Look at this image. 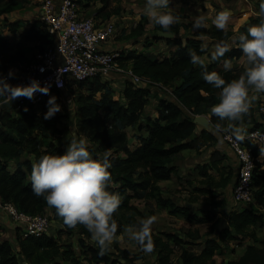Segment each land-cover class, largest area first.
<instances>
[{
    "label": "trees",
    "instance_id": "16d2710c",
    "mask_svg": "<svg viewBox=\"0 0 264 264\" xmlns=\"http://www.w3.org/2000/svg\"><path fill=\"white\" fill-rule=\"evenodd\" d=\"M78 2L86 9L90 4L102 3V6L96 10V16L107 20L119 13L121 0H78ZM113 3L117 6L113 7ZM254 21L256 20L252 18L250 24ZM13 25L8 29L16 33L21 25ZM247 27H243V32H246ZM144 30V24L139 23L129 34L133 45L137 43L134 39H140L145 34ZM167 31L179 33L180 27L171 25ZM208 35H211L212 39L223 41L234 36L233 32L214 27L211 30L202 29L185 39L170 37L166 40L174 50L170 58L164 59H159L153 52L137 53L126 50L123 52L125 56L120 59L121 65L130 66L135 74L148 78L156 84L172 86L170 97H159L156 100L155 109L159 113L158 117L145 115L151 99L155 97L152 88L157 86L152 84L137 86L126 82L122 92L124 101H120L114 98L107 88V82L110 80L103 82L100 78H96L93 81L78 83L79 91L74 94L76 107L74 118L79 135H83L90 143L86 144L90 153L93 156L103 155L105 151L109 153L112 166L109 169L111 183L108 188L109 191L120 195L121 204L116 212L123 213L121 218L116 212L113 213L118 222L117 235L122 233L123 221L127 224L137 222L135 215L138 210L131 201L144 197L155 200L158 206L167 208L171 215H182L197 223H212L210 230L212 235L204 240L202 244L204 248L200 251L191 248L193 243L189 239L193 237L192 232L187 233L183 238L178 234H157L151 231L152 251L157 254L158 264H171L176 247H180L181 250V264H218L216 255L221 254L227 243L237 237H249L259 242L260 246L248 245L238 259L230 260L226 264H264V238L259 240L254 229L257 224L264 223L263 185L255 194V201L259 207L255 209L249 206L231 212L227 215L229 228L222 231H218L221 220V218L216 220L218 211L206 212L204 216L193 213L189 208L177 205L172 198L164 196L163 188L159 185L161 181L170 180L176 173L177 168L172 164L182 151L200 150L202 146L217 142L215 135L207 129L196 135L198 124L194 122L195 116L193 117L192 114H195L201 105L206 104L209 107L219 99V89L206 82L202 73L215 71L218 64L224 62L226 58L232 61L243 57V54L239 47L228 48L222 57L210 63L205 62V66L192 64L190 50H195L203 59L208 51L204 36ZM47 36L52 37L48 32ZM11 50L9 39L0 30V57H7L13 65L24 62L27 50L19 48L10 54ZM243 70L244 67L224 69L218 73L227 82L237 78ZM178 80L182 83L175 85ZM2 101L4 99L0 98V102ZM45 112V106L40 110L17 112L12 109H0V198L15 204L20 211L29 215L50 211L51 218L59 221L66 232L77 227L86 229L79 224L73 228L65 225L62 217L56 214L55 208L49 206L43 196L38 197L32 191L29 179L32 164L43 154L63 153L58 138L71 131L69 124L63 121V116L55 114L45 119ZM128 127H136L140 131L145 129L147 132L146 135L139 137L138 146L130 147ZM25 153L33 155L34 161L24 160ZM223 160L224 156L220 154L218 160L213 156L209 164L198 166L200 174L207 179L201 184L212 185L215 188L227 185L228 180L218 182L216 176L210 173V170H214L222 176L225 171L221 166ZM12 164L18 167L15 171L10 170ZM256 173L257 166L254 171V184H259L264 180ZM261 177H264V174ZM196 192L205 195L207 201L218 206L221 213L224 211L226 207L224 200L209 198L212 190L201 187L197 188ZM126 212L130 215H125ZM1 230L0 226V235ZM14 240L15 245L10 240L0 242V264H21V257L29 264H120L122 259L130 258L127 249L122 251L121 257L110 253V250L101 255L98 246L88 245L83 241H81L80 256L71 244L61 243L57 236L46 233L39 237H24L19 227ZM140 257L142 254L134 258Z\"/></svg>",
    "mask_w": 264,
    "mask_h": 264
},
{
    "label": "rangeland",
    "instance_id": "374dc122",
    "mask_svg": "<svg viewBox=\"0 0 264 264\" xmlns=\"http://www.w3.org/2000/svg\"><path fill=\"white\" fill-rule=\"evenodd\" d=\"M145 0H121L119 3L120 11L119 13H116L111 18H115L114 21L117 24V33L115 41L117 43V48L119 49H125L126 52L129 50L130 43L133 42L129 38V34H131L132 30H134L139 23L144 24L146 31L144 30L143 38L140 39H134V41H137L135 44L136 48H138L139 52L146 51V48H148L149 42L152 41L156 43L155 39L158 40V33L161 31L162 33L170 34L172 38H175V36H183L186 37L187 34H196L200 30H211L206 29L205 27L196 28L197 32L195 33L194 30H191L190 33L189 30H186L190 26L192 27L193 20L196 15L203 14L207 21L212 20L215 18L217 12H219L221 6L216 2V0H170V7L174 9L175 13L180 16L179 21L183 20V24L177 23L173 24L172 26L179 28L184 34L181 32L179 33H172L165 31L159 27V25H156L149 21L148 17L145 16L144 13V2ZM186 3L185 7H182L183 3ZM230 1V0H227ZM236 2L238 0H235ZM182 4V5H181ZM180 5V6H179ZM247 5V6H246ZM246 5H242V8L238 15L234 19H237L236 21H231V27L234 29L230 32H233V38L232 40L238 41L236 37L238 36V30H243V25L246 20L249 18L252 19L253 17L259 16V0H248ZM39 6H40V0H0V30L3 29V26H7L9 28H12L14 26L13 24H20L22 29H19L16 35H8L6 33V36L9 37V39L14 43V47L12 48L10 54L15 52L17 49H25L27 50V54L24 58V61H29L32 59L38 52H41L44 50L48 45L53 43V37L48 38L47 36V30L44 27V25L39 21ZM93 6L95 7L96 4H90V7L87 9H92ZM117 6V4L113 3V7ZM86 10V8H85ZM209 22V21H208ZM248 26V25H247ZM216 27L214 25L212 29ZM11 31V30H10ZM188 31V32H187ZM122 32V33H121ZM242 32V31H240ZM20 34V35H18ZM186 34V35H185ZM191 35V36H192ZM24 38V40L22 39ZM205 40H212L211 35L204 36ZM208 40V41H209ZM130 42V43H129ZM129 44V45H128ZM132 44V43H131ZM153 44V43H152ZM168 46V49H164ZM142 48H145L142 49ZM155 48V52H157V57H164L169 50L170 54L172 53L173 47H171L168 42L167 44L164 42H161L160 45H157ZM134 49V48H133ZM148 52V51H147ZM142 53V52H141ZM27 62H21L22 63V69L25 67ZM12 67H11V66ZM17 64H12L10 60L7 57L1 56L0 57V73L6 74L8 73L9 69H14ZM127 82L126 78L121 77L120 74H115L113 78L107 82V88L110 90V92L113 94V97L124 101L123 99V85ZM72 88V93L75 94L79 91L78 86L75 85ZM85 91V89H84ZM170 92H172V89L170 90H164L163 88L159 87H153L152 92L154 93L150 104L148 105L145 115H152L153 109L156 108V100L160 97H170ZM97 97L100 98V96L97 94ZM59 99V98H58ZM57 99V103L61 105V108L56 114H60L64 117L63 121L66 124H69L71 131L62 137L58 138V141L60 144H62L63 152L66 150L69 142L73 137H76L77 139L83 138L86 142V144H90L89 141L85 139L83 135H79L78 133V127L75 122L73 109L74 105L68 104L65 101ZM219 100V99H218ZM211 103H208V105ZM212 105V104H211ZM210 107V106H209ZM209 113L208 106L206 104L201 105L198 110L195 112V114H192L193 117L197 116H206ZM217 116H214L216 118ZM258 123H255L254 126H257ZM129 143H131L133 147L134 138L136 136V133L133 132L132 129L127 130ZM139 134V133H138ZM136 139V138H135ZM217 148V142L207 144L205 147H201L200 150H197V153L193 152L192 154H195L191 156L192 154L182 152L180 155L175 159V164L177 166H186L188 163H191L194 167L191 169V172L186 173L185 171H182L181 173H177L174 178L171 181H168L166 183H163V193L164 196L170 197L174 200V202L177 205L184 206L190 209L191 212H199L200 214H203L204 216L206 212H215L218 211V206L213 205L207 201V197L205 195H201V193L196 192L197 188H208L209 190H212V193L209 194V198L212 200L215 198L217 201L224 200L226 202V207L224 211L221 213L218 211L216 220L221 217H226L231 212L237 210L239 211L240 205L235 204L232 199V189L236 180V170L238 167H235L233 165V160H228L223 163L224 167V174L221 176L219 173L210 170V173L215 175L218 182H224L228 180V183L225 187L221 188H215L212 185H204L201 184L203 181L207 180L205 177H203L199 170L198 166L203 164H209L211 161V158L214 156L215 159L220 158V154L222 153L221 150L216 151ZM255 153H258V148L254 147ZM191 156V157H190ZM33 156H31L28 153H25L23 155L24 160H33ZM256 166H257V175L264 180L263 176L264 174V160L258 159L256 157ZM12 166H14L12 164ZM227 170H226V169ZM179 172V171H178ZM260 184V183H259ZM264 186V183L262 184ZM261 185V186H262ZM260 187L256 186L255 194L259 190ZM131 203L136 206L138 213L135 215L136 221H138L142 217L151 216L154 215L156 217L154 224L152 225L151 231L157 233V234H178L179 236L185 238V235L189 232H192L193 237H191L189 240L193 243L191 245V248H193L196 251L201 250V245L203 244L204 240L211 236L210 230H211V223H205V224H197L196 222L189 223L186 219H181L180 216H174L170 215L168 211L161 209L157 206V203L153 199H147L144 197L136 198L131 201ZM252 208L259 207L256 201L249 205ZM264 212V209H262ZM122 212H116V215L121 218ZM125 215H130L129 212L124 213ZM133 214V213H132ZM52 217V216H51ZM5 218L8 221V227L6 230V235L4 236L8 240L12 241L13 244H16V241L14 240V234L15 230H17V224L13 221H11L7 216ZM228 219V218H227ZM124 225H127L125 221H123ZM123 225V226H124ZM189 227V228H188ZM61 228L60 222L54 220L51 218L50 227L47 230V233L54 234L57 233V231ZM257 237L259 240L264 238V223H259L254 227ZM123 231V227L122 230ZM62 232V231H59ZM3 237V236H2ZM58 238H60L61 243L63 244H71L73 246V249L75 252L80 255L82 253V246L81 241L85 242L88 245H96L95 242L91 239V234L88 232L87 229L79 228V229H73L70 232H62L59 234ZM250 244H256L260 246L259 242H255L249 237H237L235 240H231L227 243L225 246V249L221 254L216 255L215 259L218 262V264H226L230 260L238 259L245 251L246 247ZM97 246V245H96ZM127 249L130 252V258L127 260H123L120 262V264H158L156 260V254L154 252H146L144 251L138 243L135 241L130 240L127 237V234H120L114 237V240L112 242V245L110 247V253L116 254L118 257H121V254L123 250ZM142 254V257L140 258H134L136 255ZM181 254L180 247H176L175 254L173 256V260L171 264H178L179 262V256ZM81 256V255H80ZM83 258V257H82ZM134 258V259H133Z\"/></svg>",
    "mask_w": 264,
    "mask_h": 264
},
{
    "label": "clouds",
    "instance_id": "9594fccd",
    "mask_svg": "<svg viewBox=\"0 0 264 264\" xmlns=\"http://www.w3.org/2000/svg\"><path fill=\"white\" fill-rule=\"evenodd\" d=\"M259 13V23L248 25L246 32L242 31L236 37L246 61L243 72L227 82L216 71L202 73L206 82L219 89L218 102L210 106L211 113L219 120L210 130L221 144L225 134L237 140L245 138L244 116L249 113L252 101L256 99V95H250V92L264 93V0H259ZM143 14L165 31L180 19L170 7V0H145ZM230 15L229 9L220 10L213 23L217 28L225 29ZM206 22L203 14L196 15L192 26L201 28ZM203 47L202 45L201 48ZM227 50L223 42L217 43L211 53L212 59L222 57ZM189 55L192 64L205 66V61L195 50H190ZM223 64L225 69L232 66L227 58ZM13 75L12 69H9L7 75L0 73V98L7 103L21 95L31 99L37 91L47 94L50 90L49 85H42L35 77L26 84H12L9 77ZM56 83L58 87L63 86V81L59 78ZM46 106L45 119L54 116L61 108L56 95L49 97ZM258 152L260 157H264V143L258 145ZM111 166L107 151L103 155L93 156L83 138L73 137L63 153L41 155L32 164L29 176L33 193L38 197L43 196L68 227L83 225L91 234L101 255L110 250L117 235L118 222L113 213L121 204L120 195L108 188L111 183ZM155 219L151 215L124 225L122 234L126 233L144 251L151 252V228Z\"/></svg>",
    "mask_w": 264,
    "mask_h": 264
},
{
    "label": "built area",
    "instance_id": "2783aa9c",
    "mask_svg": "<svg viewBox=\"0 0 264 264\" xmlns=\"http://www.w3.org/2000/svg\"><path fill=\"white\" fill-rule=\"evenodd\" d=\"M81 11L82 5L78 0H40L39 21L54 41L28 62L24 61L27 64L23 69L22 63H17L9 82L26 84L35 77L42 85H49L50 90L47 94L37 91L31 99L21 95L22 99L12 109L14 112L40 110L44 106L47 111V100L51 95H56L57 99L74 105V114L76 107L71 87L96 78L108 81L115 74L124 76L137 86L152 84L169 90L163 84L135 74L130 66L121 65L120 59L125 56V49L117 48V24L114 20L85 16ZM57 78L63 81L62 87L57 86ZM4 101L0 102V106ZM258 111L261 125L246 130L243 140L224 135V141L234 151L239 163L232 189V199L240 205L239 210L255 202L254 171L259 152L256 155L254 147L258 148L259 144L264 143V100L259 102ZM0 212L17 224L24 237L42 236L50 227L49 211L29 215L20 211L15 204L0 198Z\"/></svg>",
    "mask_w": 264,
    "mask_h": 264
},
{
    "label": "crops",
    "instance_id": "0c3cea01",
    "mask_svg": "<svg viewBox=\"0 0 264 264\" xmlns=\"http://www.w3.org/2000/svg\"><path fill=\"white\" fill-rule=\"evenodd\" d=\"M180 1V0H179ZM145 2V1H144ZM182 2V1H181ZM216 2L221 6V8L219 9V10H223V9H229L230 10V12H231V15H230V18H229V20H228V22H227V26H226V28L225 29H223V30H226V31H232V30H234L232 27H231V21H236L237 19H234L233 18V16L235 15V17L238 15V13L240 12V10H241V8H242V5H246V3L248 2V0H238L237 2L235 1V0H230V1H227V0H216ZM183 3V2H182ZM182 5V4H181ZM102 6V3H100V2H97L96 3V6L95 7H93V10L92 9H86L85 10V8L82 6V14L83 15H85V16H89V17H95V18H97V19H102V18H99V17H97L96 16V10L98 9V8H100ZM180 6V5H179ZM186 6V3L184 2L183 3V5H182V7H185ZM247 6V5H246ZM256 21H254V23H252V24H256V23H259V21H260V19H261V15L259 14V16H256V17H253ZM115 18H112L111 20H114ZM107 20H110V19H107ZM213 20L214 19H212V20H208L207 22H206V25L204 26L206 29H212V27L215 25L214 23H213ZM190 21H193L192 19L190 20ZM250 22H251V19L249 18L248 20H246L245 22H244V25L242 26V27H245V26H247V25H250ZM177 23H181V24H183V20L182 21H177L175 24H177ZM145 27V26H144ZM19 29H22V27L21 28H19ZM18 29V30H19ZM186 30H189V32L188 33H190L191 32V30H194L195 31V33L197 32V29L196 28H193V26L191 27H189V28H187ZM2 31H3V33H4V35H5V37L6 38H8L9 39V37L8 36H6V33L8 34V35H12V36H14V35H16L17 33H19L18 31L16 32V33H13V32H11L9 29H8V27H6V26H3V29H2ZM145 31H146V28H145ZM240 31H243L242 29L240 30ZM240 31L238 30V33H240ZM180 32H181V34L183 33L184 34V32H182L181 30H180ZM122 33V32H121ZM18 35H20V34H18ZM158 35V40H156L155 39V41H156V43H154V42H152V41H150L149 42V47L148 48H146V51H141V52H153V53H155L156 55H157V52H155L156 50H155V48L154 47H157V45H160V43L161 42H164V43H166L167 44V38H170L171 36H170V34H167V33H162L161 31L157 34ZM186 35V34H185ZM192 34H187L186 35V37H189V36H191ZM235 36V35H234ZM175 37H181V38H183V39H185V37H183V36H175ZM143 38V37H142ZM232 38L233 37H231V38H229L228 40H225V41H223V40H219V39H208V40H206V43H207V46H208V51H207V53L204 55V57H203V60L206 62V63H210V62H212L213 61V59H212V57H211V53H212V51H214V49H215V46H216V44L217 43H221V42H223L226 46H227V48H229V49H232V48H234V47H239L238 46V41H234V40H232ZM23 40H24V38H22ZM9 42H10V44H11V47L13 48L14 47V43L9 39ZM153 43V44H152ZM129 45V44H128ZM136 45L134 44H130V47L128 48L129 50L128 51H133V52H137V53H139V50H138V48H136L135 47ZM166 47H164V49L166 50V49H168V46L167 45H165ZM134 48V49H133ZM142 49H144L145 50V48H142ZM166 52H168L164 57H158L159 59H164V58H170L171 57V54H170V52H169V50H167ZM231 68L230 69H238V68H241V67H245V65H246V61L244 60V58L243 57H241V58H235V59H233L232 61H231ZM11 66V65H10ZM12 67V66H11ZM11 69V68H10ZM225 68H224V64H223V62H221L220 64H218V66H217V68L215 69V71L216 72H219V71H221V70H224ZM121 77H124V76H122L121 75ZM127 82H129L128 80H127ZM180 83H182V81L181 80H178L176 83H175V85H178V84H180ZM126 84V83H125ZM124 87H125V85H123V89H124ZM169 88V90L170 89H173L172 88V86L171 87H168ZM169 93L170 94H172V92H170L169 91ZM253 94H255L256 95V99L254 100V101H252V105H251V107H250V110H249V113L248 114H246L245 116H244V120H243V127H244V129H245V131L246 130H248V129H251V128H253V127H255L254 125H255V123H258V124H261V118H260V113H259V111H258V105H259V102L261 101V100H264V93H252V92H250V95H253ZM208 110H209V113L206 115V117H207V120H208V125L207 126H204V125H201V124H198V126H197V133H196V135H199L201 132H202V130L203 129H207V130H209L210 132H212L211 130H210V128L212 127V126H214V124H215V122H217L218 120H219V118L218 117H216V118H214V114H212L211 113V111H210V107H208ZM158 115H159V113L156 111V109L154 108L153 109V114L152 115H150V117H152V118H156V117H158ZM194 119H195V117H194ZM129 129H132L133 130V132L134 133H136V135H139V136H136L135 138H134V142H133V147H135V146H138L139 145V137L140 136H144V135H146L147 134V132L145 131V129H143L142 131H140L138 128H136V127H128L127 128V130H129ZM128 133V132H127ZM139 133V134H138ZM216 137V136H215ZM217 138V137H216ZM130 139V138H129ZM129 145H130V147H132V145H131V143H129ZM205 146H207V145H205ZM205 146H203V147H205ZM217 148L218 149H216V151H218V150H221L222 151V155L224 156V160H223V162H222V164H221V166H224L223 165V163L224 162H226L227 161V164L229 163L228 162V160H233V165L235 166V167H239V163H238V159H237V157H236V155H235V153H234V151L228 146V144L224 141L222 144L221 143H219L218 142V140H217ZM193 152H195V153H197V150L196 149H185L184 151H182V153L183 154H185V153H188L189 155L190 154H192ZM31 155V154H30ZM193 155H195V154H192L191 156H193ZM256 155H258V153L256 152ZM31 156H33V155H31ZM190 156V157H191ZM34 157V156H33ZM258 157V159H260V160H264V159H262V158H260L259 156H257ZM32 160V159H31ZM32 161H34V158H33V160ZM172 165H174V166H176V168H177V171H176V173L175 174H173V176L171 177V179L170 180H166V181H161L160 183H159V185L161 186V187H163V183H166V182H168V181H171L173 178H174V176L177 174V173H181L182 171H185L186 173H189V171L191 172V169L194 167L191 163H188L186 166H182V167H180V166H177L176 164H175V162H173V164ZM229 165V164H228ZM262 167H264V166H262ZM18 167L17 166H11L10 167V170L11 171H15L16 169H17ZM226 169V168H225ZM227 170V169H226ZM179 171V172H178ZM214 171V170H213ZM238 172V169L236 170V173ZM237 176V175H236ZM264 183V181H262L260 184H255V187L256 186H258V187H261V185ZM158 206V205H157ZM159 208H161V209H164V210H166V211H168V213H169V210L167 209V208H163V207H160V206H158ZM219 211V210H218ZM49 213H50V211H49ZM193 213H198L199 214V212H193ZM170 214V213H169ZM171 215V214H170ZM5 214L3 213V212H0V226H1V228H2V230H1V235H0V242L1 241H4V240H8L7 238H5L4 236L6 235V230H7V227L9 226L8 224V221H7V219L5 218ZM172 216V215H171ZM174 216H180L181 217V219H186L184 216H182V215H174ZM222 218V217H221ZM189 223H193L194 221H191V220H188V219H186ZM197 223V222H196ZM198 225L199 224H205V223H197ZM60 226H61V228H59V230L57 231V233H54V234H52V235H54V236H59V234H61V236H62V232H64L65 231V229L63 228V225L60 223ZM211 226H212V223H211ZM80 228V227H79ZM78 227L77 228H74V229H79ZM189 228V227H188ZM59 231H62V232H59ZM166 234H168V233H166ZM174 234V233H173ZM15 235H16V230H15V234H14V239H15ZM3 236V237H2ZM204 248V245H201V250ZM153 252V251H152ZM156 254V253H155ZM156 256H157V254H156ZM157 259V258H156ZM20 260H21V264H29L28 262H26L22 257L20 258ZM178 264H181V258H180V256H179V262H178Z\"/></svg>",
    "mask_w": 264,
    "mask_h": 264
},
{
    "label": "water",
    "instance_id": "95a60500",
    "mask_svg": "<svg viewBox=\"0 0 264 264\" xmlns=\"http://www.w3.org/2000/svg\"><path fill=\"white\" fill-rule=\"evenodd\" d=\"M22 99V96H18L10 102H3L0 106V109H13L14 106ZM196 124H201L204 126L208 125V120L206 116H197L194 119ZM229 228V220L226 217H222L218 225V231H222Z\"/></svg>",
    "mask_w": 264,
    "mask_h": 264
}]
</instances>
